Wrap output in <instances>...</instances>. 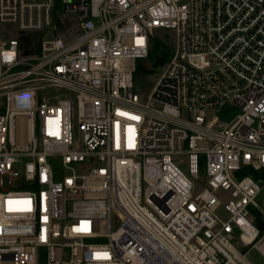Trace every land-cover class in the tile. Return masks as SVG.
<instances>
[{"label":"built area","instance_id":"obj_1","mask_svg":"<svg viewBox=\"0 0 264 264\" xmlns=\"http://www.w3.org/2000/svg\"><path fill=\"white\" fill-rule=\"evenodd\" d=\"M0 99V264L264 258V0H0Z\"/></svg>","mask_w":264,"mask_h":264},{"label":"rangeland","instance_id":"obj_2","mask_svg":"<svg viewBox=\"0 0 264 264\" xmlns=\"http://www.w3.org/2000/svg\"><path fill=\"white\" fill-rule=\"evenodd\" d=\"M161 38L159 42L165 45L166 50L169 52V56L172 54L176 47V35L173 30L159 31ZM164 64H160L156 58L154 52L150 53L148 58H142L137 60V71L134 73V91L145 100L149 93L152 91L154 85L156 84L158 78L164 70ZM4 107V102L0 99V108ZM238 112L237 108H231L228 111L218 112L220 117L223 119H230L234 114ZM186 161L180 163V165H185ZM59 162H57V168L60 174H65L66 171L59 168ZM261 200V199H260ZM247 258L252 263L264 264V258L261 252L256 248H251L247 253Z\"/></svg>","mask_w":264,"mask_h":264},{"label":"trees","instance_id":"obj_3","mask_svg":"<svg viewBox=\"0 0 264 264\" xmlns=\"http://www.w3.org/2000/svg\"><path fill=\"white\" fill-rule=\"evenodd\" d=\"M38 37L39 36L37 34H28V35L22 34L21 35V38L25 40L26 42H28V45L31 44L33 40H36ZM36 48H38L37 45H36ZM152 52L156 54V58L158 59V62L160 64H164L169 58L168 50H166L165 45L159 42V39H154V45L150 53Z\"/></svg>","mask_w":264,"mask_h":264},{"label":"snow or ice","instance_id":"obj_4","mask_svg":"<svg viewBox=\"0 0 264 264\" xmlns=\"http://www.w3.org/2000/svg\"><path fill=\"white\" fill-rule=\"evenodd\" d=\"M133 119H138L137 117H133ZM9 203H11V202H9Z\"/></svg>","mask_w":264,"mask_h":264}]
</instances>
